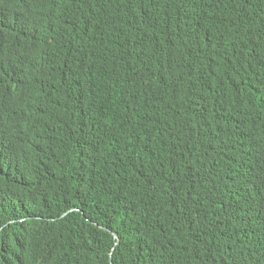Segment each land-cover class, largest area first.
I'll return each mask as SVG.
<instances>
[{
	"label": "trees",
	"instance_id": "obj_1",
	"mask_svg": "<svg viewBox=\"0 0 264 264\" xmlns=\"http://www.w3.org/2000/svg\"><path fill=\"white\" fill-rule=\"evenodd\" d=\"M0 264H264V0H0Z\"/></svg>",
	"mask_w": 264,
	"mask_h": 264
}]
</instances>
